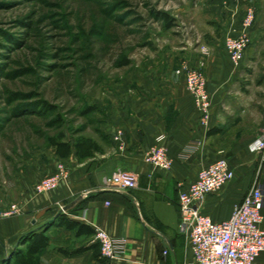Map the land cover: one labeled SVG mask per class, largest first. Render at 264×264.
Returning <instances> with one entry per match:
<instances>
[{"label":"crops","instance_id":"1","mask_svg":"<svg viewBox=\"0 0 264 264\" xmlns=\"http://www.w3.org/2000/svg\"><path fill=\"white\" fill-rule=\"evenodd\" d=\"M200 7L207 29L194 40L187 31L189 41L180 55L192 58L190 64L207 77L213 104L209 123H202L185 78L176 73L180 66L149 76L134 71L121 93L102 103L98 130L77 134L94 139L100 151L82 160L74 154L61 159L52 146L55 158L43 159L38 169L11 181L15 197L5 210L18 205L21 212L0 218V263L23 235L46 230L50 245L37 264H106L95 240L99 227L126 241L111 264H196L189 233L182 227L178 183L194 181L201 169L221 158L229 161L234 178L209 194L201 208L215 222L228 220L251 188L261 186L264 191V164L254 150L264 125V0H203ZM250 8L256 12L251 43L236 67L225 38L241 32ZM117 130L124 132L125 150L113 139ZM157 144L167 148L170 169L145 161ZM60 163L68 169V178L56 189L37 193L36 185L54 175ZM118 170L138 173V186L108 189L105 180ZM58 215L79 222L85 231L59 225ZM254 264H264V252Z\"/></svg>","mask_w":264,"mask_h":264},{"label":"rangeland","instance_id":"2","mask_svg":"<svg viewBox=\"0 0 264 264\" xmlns=\"http://www.w3.org/2000/svg\"><path fill=\"white\" fill-rule=\"evenodd\" d=\"M202 2L0 0V211L15 197L12 180L55 158L51 137L98 130L102 103L134 71L194 65L180 54L187 31L194 40L207 29Z\"/></svg>","mask_w":264,"mask_h":264},{"label":"built area","instance_id":"3","mask_svg":"<svg viewBox=\"0 0 264 264\" xmlns=\"http://www.w3.org/2000/svg\"><path fill=\"white\" fill-rule=\"evenodd\" d=\"M255 18V9L250 8L242 21L241 32L238 35L229 34L225 38V48L236 67L241 65L245 51L251 43L249 32ZM176 73L185 78L186 87L201 112V121L207 125L213 104L205 73L186 61L182 62ZM113 139L121 150H125L123 131L117 130ZM254 150L264 164V125ZM144 159L161 169H170L172 165L167 148L162 144L153 146ZM68 176V169L60 163L54 175L43 178L36 185V192L46 193L56 189ZM234 176L235 172L229 161L221 158L201 169L194 181L178 183L182 227L189 233L196 264H254L256 258L264 252V191L261 186L251 188L235 206L230 218L224 222H215L201 210L206 197L221 190ZM138 183L139 175L132 170H118L105 180L108 189L125 191L135 189ZM20 212V207L13 205L8 210L0 211V218ZM95 240L99 244L102 258L107 261L106 264H111L110 261L121 256L126 242L124 239L111 237L99 227L95 228ZM164 252L167 254L168 250Z\"/></svg>","mask_w":264,"mask_h":264},{"label":"trees","instance_id":"4","mask_svg":"<svg viewBox=\"0 0 264 264\" xmlns=\"http://www.w3.org/2000/svg\"><path fill=\"white\" fill-rule=\"evenodd\" d=\"M166 23L169 24L167 20ZM92 111L93 107H90L85 112L90 113ZM50 144L56 147V154L61 159L68 158L74 154L78 160H82L101 150V146L94 139L83 135L76 137L74 140H69L64 133H60L58 137H51ZM56 221L59 225H65L67 229L79 228L78 233L85 231L84 225L65 215H58ZM88 232L92 233L93 230L88 228ZM19 244H24V247L16 246L12 252L6 255L4 261H8L7 257L10 254V264H37L39 256L50 245V236L46 230L40 232L31 231L20 238Z\"/></svg>","mask_w":264,"mask_h":264}]
</instances>
